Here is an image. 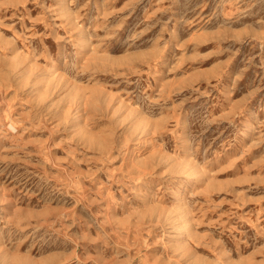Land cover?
Returning <instances> with one entry per match:
<instances>
[{
	"label": "rangeland",
	"instance_id": "rangeland-1",
	"mask_svg": "<svg viewBox=\"0 0 264 264\" xmlns=\"http://www.w3.org/2000/svg\"><path fill=\"white\" fill-rule=\"evenodd\" d=\"M0 85V264H264V0H0Z\"/></svg>",
	"mask_w": 264,
	"mask_h": 264
},
{
	"label": "bare ground",
	"instance_id": "bare-ground-1",
	"mask_svg": "<svg viewBox=\"0 0 264 264\" xmlns=\"http://www.w3.org/2000/svg\"><path fill=\"white\" fill-rule=\"evenodd\" d=\"M1 86V85H0ZM8 124V123H7ZM13 128V127H12Z\"/></svg>",
	"mask_w": 264,
	"mask_h": 264
}]
</instances>
